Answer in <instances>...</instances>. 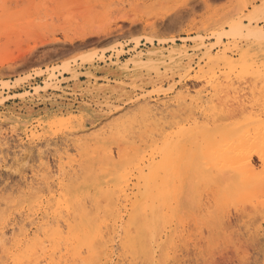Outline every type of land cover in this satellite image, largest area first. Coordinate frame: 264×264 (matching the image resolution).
<instances>
[{
  "label": "rangeland",
  "instance_id": "rangeland-1",
  "mask_svg": "<svg viewBox=\"0 0 264 264\" xmlns=\"http://www.w3.org/2000/svg\"><path fill=\"white\" fill-rule=\"evenodd\" d=\"M165 16H185L178 33L166 32ZM238 19L242 31L232 26ZM260 27L264 34V0H0V264H13L22 229L45 221L65 230L82 204L96 222H124L143 190L136 161L144 157L141 166L151 162L173 181L183 172L186 183L180 202L170 199L185 213L163 221L144 264H264V35L251 36ZM240 130L249 133L236 145L249 144L256 170L227 176L245 157L206 139ZM183 135L188 156L166 172L154 143ZM103 149L116 160L120 151L139 157L108 187L109 203H95L101 170L89 161ZM113 240L111 261L94 264L131 263ZM43 246L37 264H88Z\"/></svg>",
  "mask_w": 264,
  "mask_h": 264
},
{
  "label": "bare ground",
  "instance_id": "bare-ground-1",
  "mask_svg": "<svg viewBox=\"0 0 264 264\" xmlns=\"http://www.w3.org/2000/svg\"><path fill=\"white\" fill-rule=\"evenodd\" d=\"M240 17H239V19H240ZM239 19H238V21H239ZM241 19H243V18H241ZM248 20L251 21V19H248ZM236 21H237V18H236ZM240 21L237 22V23L234 21L233 22L234 25H232L233 23L231 24L233 26V28H235V30L242 31L245 28ZM261 30H262V28L260 27V28L256 29L255 33L252 34L251 32H249V34L251 33V36H253L255 38H258L259 36H261V34L263 32ZM92 33L93 32H87V33L79 35L78 37L79 38H83L86 35L92 34ZM94 34H96V33H94ZM263 35L264 34H262V36ZM68 40L70 42L73 41V39H68ZM178 51H183V53H184V50L178 49ZM158 52H159L158 49L153 50V52H151V54H149L150 58L152 56H156L158 54ZM150 58H148V59H150ZM147 109H148V107H147ZM11 119H13V118L11 117ZM152 120H153V118H152ZM151 123H153V122H151ZM151 123H149V124H151ZM181 129H183V127ZM202 129L203 128H201V130ZM152 130H153V128H152ZM180 131H176V132H180ZM198 131H200V130H198ZM202 132L204 133V132H208V131L206 130V131H202ZM145 133H148V132H145ZM248 133H249V131H245V130L244 131L240 130L239 132L236 131V132H233V133H231V132H224L223 133L222 132V133L217 135L218 137H220L218 139L215 138L216 135H214V139L212 138V140H209L208 138L206 139V142L208 141L207 144L214 145L215 148H217V147L227 148V154L229 155V157L232 156V155H230L232 153H234L236 155V157L237 156L240 157V158H241V156L245 157V161H244L245 162V164H244L245 166H244L243 169L239 168L238 170L235 171L233 168H229L230 171H227V170L226 171H221L225 175L228 176V174H229V176H234L236 173L237 174L238 173H247V174L253 173L254 174L256 169L254 168V165H253V162H252L254 160L251 161L252 154L251 153L249 154L250 151L247 149V146L249 144L246 143L247 145H243V146L242 145L241 146H237L236 145L237 144L236 142L239 139L246 137L248 135ZM178 134H182V132L178 133ZM198 134L200 135L199 132H198ZM205 134H207V133H205ZM205 134H203V135H205ZM184 138H185V136L183 135V137H181L180 139H178L176 141L174 140L173 142H170L169 140H163V142H161L160 144L154 143V147L155 148L157 146L158 147L157 149H161V158H162L161 163H162V165L165 166V167H162V168H165L166 172L169 169L168 167H169V165L171 163L175 164V165L182 164L184 162L186 156H188L187 155V146L188 145H186L187 141L184 142ZM190 141H189V143H190ZM258 142L264 147V129H261L259 131ZM201 143L199 145L202 148L203 146H201ZM146 149H147V147H146ZM146 149H145V152H147ZM194 149L196 150V148H194ZM103 150H102V152H103ZM154 150H156V149H154ZM198 150H200V148ZM198 150H196V151L198 152ZM105 151L109 152V153L108 154H104L103 153L104 154V156H103L104 158L100 157V156H102L100 154L98 158L95 159L94 157H92V158H90V161H89L92 166L96 167L97 171H98V169L101 170V171H99V172H101V174L98 176L96 182L94 181V184H93L94 187H92L93 188L92 197H93V200H94L95 203L98 202L99 200L101 202V199L106 200L105 202L109 203L107 201V199L109 200V199H111L109 197H111V195L113 196L114 185H117L119 178L126 171V170L124 171V169H126L125 168L126 167L125 166L126 163L127 164L129 163L131 165L132 164L131 163L132 160L135 161L134 156L139 154V153H136L137 150H135V153L133 154L132 158H130V155H129V158L131 159L130 160L125 155V153H127V152L123 153V152L120 151L118 153V155H117L118 159L116 160L117 157L114 159V157H113V155L111 154L110 151H108L107 149L104 150V152ZM100 152H101V150H100ZM141 153H142V151H141ZM92 154H93V152H92ZM258 156H259V158L261 160H263V158H264L263 156L264 155L262 153L259 152ZM149 157L151 158L152 156L150 155ZM149 157H147V158H149ZM236 157L233 156L232 158L237 159ZM144 158H142L141 160L136 161L137 165L134 164V166L136 165L137 169H139L140 173L142 174V179H143V186L142 187H143V190H142V192H140L138 194L137 202L130 206L131 208H130L129 213L127 215V219L124 222L122 221L123 223L121 222V224L120 223L118 224L115 221V219H114V221L116 223H114V222L111 223V224L109 223L110 225L107 223V221H106V223H104L105 221H103V223H102L101 221L99 222L98 220H97L98 222H96L95 219H94L95 216L93 217V214L90 211L92 209L91 205H90V210H89V208L86 207L87 203L82 204L80 209H78V211H77V208H79V207L73 208V207H75V206H73L72 207L73 210L76 209V211H77V212L76 211H73V212L74 213L76 212L77 214L76 213L74 214L72 212L73 216H76V217H73V218L68 217V218H71L70 220L64 219V221H65L64 222L65 223V226H64L65 230L57 222L53 226L52 225L48 226L47 225L48 223H45V221L36 223L35 230L32 229L33 230L32 233H27V232L24 231V229H22L21 230V234H23V236L21 238H18L16 240V242H15V245H14L15 246L14 250H18V256L14 257L15 251H14L13 255H11V256L9 255L10 259L13 258L12 259L13 264H15V263L17 264L18 262H20V264H23L24 261H25L24 264H31L34 261L37 264V261H38L37 252L38 251H40V252H44L45 251L44 250L45 247L43 246V243H45V242H47L51 246V249H53V250H57V249H59V247L63 246L66 252H71L72 254L77 255V256H75V258H77V259L81 258L82 261L85 260V262H88V264H94L95 262L100 261V260H103L104 262H106V263L108 262L109 263V261H111L110 260L111 243H112V241H114L113 237H115V236L118 237V240H119L120 245L122 247V251H123L124 254H126V256L128 258L127 259L126 256H125L124 259L126 258L127 261L129 260L128 263L131 262L130 264H135L136 259L140 256V260H141L142 255L144 256V258H146L145 261H147V259H149V257L153 256L152 255V251H153V244H154L155 237H156L155 234H158L159 229L161 228L163 221L166 220V219H168V221H169V220H171V218L180 219L182 217L180 214L181 213H183V214L185 213V210L179 209V206H171L170 199L175 198L176 200H179V198L181 197L182 192H183V187L185 186L186 183H185V176L183 175V172L179 173V175L176 174V178H175V180H174L175 182H174L173 180H170L167 177L164 178L163 176H160L159 174H161V172L159 173V170L156 169L155 165L152 164L151 162H148L146 165H144L145 167L143 165L141 166L142 163H145V162H143ZM154 158H152V159H154ZM157 159H158V161L160 160L159 157ZM145 160H146V158H145ZM154 161H156V160L154 159ZM130 165H129V167H130ZM139 165L141 167H139ZM81 166H83V165H81ZM129 167H128L127 170L130 171ZM145 168L147 169V172L143 173ZM227 168H224V169H227ZM87 169L88 168H86L85 171H87ZM96 169L94 168L93 171L95 172ZM132 170H134V167H133ZM93 171H91L90 174H94L95 175V173H93ZM90 174H89V176L91 177L90 179H92L93 175H90ZM86 178H87V176H86ZM86 178H84V179L85 180L89 179V177H88V179H86ZM171 179H172V177H171ZM88 181H86V182H88ZM103 184H105L107 188L112 185L113 187L112 186L111 187L113 188L112 189L113 191L111 192V190H110L111 188H108L109 189V190L107 189L108 191L105 190L106 192L101 191ZM88 185H90V183ZM121 186H122V184H121ZM88 187H90V186H88ZM102 190H104V189H102ZM88 192L86 193V197H87ZM73 195H74V193H73ZM74 197H75V195H74ZM81 197H82V195H81ZM67 198H70V197H67ZM84 199H85V197H84ZM84 199H83V202H84ZM76 201H78V198H77ZM74 202H72V204ZM179 202H180V200L178 201V203ZM112 203H113V201H112ZM109 205L110 204H108V206ZM95 209H97V208H95ZM67 210H68V208H67ZM69 210H70L69 212L71 213L72 209L70 208ZM107 210H109V208L106 209V211ZM56 211H57V209H56ZM103 212H104V210H103ZM103 212H102V214H103ZM243 212H244V209H243ZM175 213H180V214H177L178 216L177 215L172 216ZM240 214H242V212ZM240 216H238L237 219L240 220ZM54 217H55V215H54ZM102 217H105V216L103 215ZM95 218L97 219V215H96ZM100 218H99V220H100ZM106 219L104 218V220H106ZM235 220H236V217H235ZM230 223L231 222L229 221V224ZM40 234H42V236ZM2 235H3V231H2ZM159 243H161V242H159ZM46 247H47V245H46ZM160 248H162V247L160 246ZM160 248L158 247V249H160ZM50 250H49V253H52V252H50ZM49 253H47V254H49ZM53 253H54V251H53ZM53 253H52V255H53ZM65 253H64V255H65ZM161 255H163V254H161ZM78 256L80 258H78ZM42 257H45V256H42ZM55 257H56V255H55ZM53 258H52V260L55 261ZM75 258H73V259H75ZM225 260H227V259H225ZM26 261H27V263H26ZM40 261H41V259H40ZM40 261H38V263ZM46 261L48 262L47 259H46ZM73 262H74V260H73ZM85 262H82V263H85ZM75 263L76 262H74V264ZM141 263H143V258L141 260Z\"/></svg>",
  "mask_w": 264,
  "mask_h": 264
},
{
  "label": "crops",
  "instance_id": "crops-1",
  "mask_svg": "<svg viewBox=\"0 0 264 264\" xmlns=\"http://www.w3.org/2000/svg\"><path fill=\"white\" fill-rule=\"evenodd\" d=\"M184 20H185V16H165L164 22L166 23V27H165L166 32L178 33L180 31L181 23H183ZM65 76H67V74H65Z\"/></svg>",
  "mask_w": 264,
  "mask_h": 264
},
{
  "label": "built area",
  "instance_id": "built-area-1",
  "mask_svg": "<svg viewBox=\"0 0 264 264\" xmlns=\"http://www.w3.org/2000/svg\"><path fill=\"white\" fill-rule=\"evenodd\" d=\"M0 88H1V86H0ZM4 90H6V89L4 88Z\"/></svg>",
  "mask_w": 264,
  "mask_h": 264
}]
</instances>
